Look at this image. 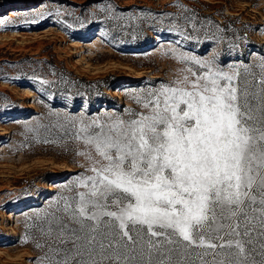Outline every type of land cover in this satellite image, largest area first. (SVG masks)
Returning <instances> with one entry per match:
<instances>
[{
  "label": "snow or ice",
  "instance_id": "1",
  "mask_svg": "<svg viewBox=\"0 0 264 264\" xmlns=\"http://www.w3.org/2000/svg\"><path fill=\"white\" fill-rule=\"evenodd\" d=\"M176 58L204 71L149 89L146 111L54 126L89 166L32 225L47 264H264V57L243 76Z\"/></svg>",
  "mask_w": 264,
  "mask_h": 264
},
{
  "label": "rangeland",
  "instance_id": "2",
  "mask_svg": "<svg viewBox=\"0 0 264 264\" xmlns=\"http://www.w3.org/2000/svg\"><path fill=\"white\" fill-rule=\"evenodd\" d=\"M179 54L258 74L264 0H0V264H47L32 225L89 166L54 126L146 111L149 89L204 71Z\"/></svg>",
  "mask_w": 264,
  "mask_h": 264
},
{
  "label": "bare ground",
  "instance_id": "3",
  "mask_svg": "<svg viewBox=\"0 0 264 264\" xmlns=\"http://www.w3.org/2000/svg\"><path fill=\"white\" fill-rule=\"evenodd\" d=\"M157 41H160V39H157Z\"/></svg>",
  "mask_w": 264,
  "mask_h": 264
}]
</instances>
